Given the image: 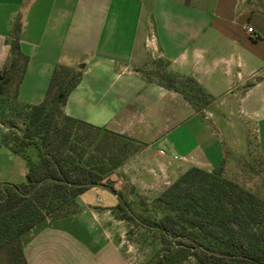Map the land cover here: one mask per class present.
I'll use <instances>...</instances> for the list:
<instances>
[{"label": "crops", "instance_id": "0c3cea01", "mask_svg": "<svg viewBox=\"0 0 264 264\" xmlns=\"http://www.w3.org/2000/svg\"><path fill=\"white\" fill-rule=\"evenodd\" d=\"M13 40L26 62L4 94L38 104L55 66L79 69L63 112L136 143L110 175L116 190L156 195L193 166L264 183V0H0V72ZM161 75L192 77L207 99L190 102ZM26 174V159L0 145V183ZM117 203L103 186L83 192L74 214L22 235L27 264H83L91 250L126 264Z\"/></svg>", "mask_w": 264, "mask_h": 264}, {"label": "trees", "instance_id": "16d2710c", "mask_svg": "<svg viewBox=\"0 0 264 264\" xmlns=\"http://www.w3.org/2000/svg\"><path fill=\"white\" fill-rule=\"evenodd\" d=\"M25 62L17 41H11L10 57L0 72V101L4 100L6 74L22 72ZM80 76L79 69L57 65L40 103H22L13 94V105L7 103L3 115L0 113V145L27 162L24 182L0 183V251H5L11 264H27L24 233L91 187L103 186L116 194L118 203L112 208L116 218L137 220L130 199H125L110 179L117 164H110L105 156L85 157L83 149L77 152L74 131L78 125L107 130L63 112L66 97ZM162 78L167 87L179 90L196 105L207 99L202 87L190 76ZM184 80L191 83L195 92L183 85ZM29 146L37 151L35 161L27 154ZM220 171L190 167L155 197V202L170 212L160 218L143 219L148 231L157 234L160 245L152 264H177L189 257L195 264H264V202L234 180L222 177ZM183 184L188 185L183 188ZM195 185L198 188L191 190ZM200 215H204V223L213 224L216 234L207 231L197 219ZM251 225L257 227L252 241L240 233Z\"/></svg>", "mask_w": 264, "mask_h": 264}, {"label": "rangeland", "instance_id": "374dc122", "mask_svg": "<svg viewBox=\"0 0 264 264\" xmlns=\"http://www.w3.org/2000/svg\"><path fill=\"white\" fill-rule=\"evenodd\" d=\"M183 82V85H185L186 87H192L190 82H186L185 80ZM191 91L193 93L195 92V89H193L192 87ZM3 97L4 100L0 101L1 115H3L7 103L10 107L14 103L11 90L9 92H6ZM74 137L78 141L77 152H81L83 149L85 157H88V155L90 154L97 155L98 157L105 156L110 164H117L115 170H117L132 153H134L137 147L136 143L133 140H128V138H124L118 134L114 135V133H111L109 130L95 129L84 125H78L75 128ZM12 143L14 144V142ZM27 154L31 158L32 156H34L35 160H37L38 158L37 151L32 146L28 147ZM120 160L121 163H119ZM218 169H221L220 172L222 177L233 180L231 177L224 174L221 167H217L214 170ZM124 185V188H121L120 191L125 199H130V207L133 214L137 217V220L132 222L122 220L120 222V228L118 229L119 232H117L118 238L116 239V241L120 246L122 256L121 258L126 264H152L155 261L156 252L160 248V245L158 243L157 234L153 231H148V225H144L145 221L143 219L146 220L148 219V217L160 218L164 213L170 212V210L168 208H164L163 206H159V204L155 202V197L158 194L147 195L138 193L136 190H134V188L128 186L127 183H125ZM187 185L188 184H183L182 187L185 188ZM255 187V185H252L251 189L248 190L264 202V183H262L260 188H257L256 190ZM196 188H198L197 185L193 186V188L191 187V190H194ZM75 205V201L64 205L60 209L47 216L46 220L50 221L55 218L74 214V212L76 211ZM203 214L205 213L203 212ZM184 216H187V213H185ZM197 219L204 223V215L198 216ZM204 224L207 231H211V234L217 233L216 229L213 227V224ZM256 229L257 227L251 225L248 228L241 229L240 233L246 239L252 241V233H254ZM74 239H76L75 236ZM73 249L75 250L76 248ZM91 251L94 254L97 253V255H89V257L83 264H123L120 260H118L117 256H114L112 253H110L111 251ZM63 258L64 257L57 256V262L62 261ZM69 258L72 259V262L76 260L75 256ZM0 264H11L4 250L0 251ZM177 264L195 263L194 260L189 257L183 259L180 263Z\"/></svg>", "mask_w": 264, "mask_h": 264}, {"label": "built area", "instance_id": "2783aa9c", "mask_svg": "<svg viewBox=\"0 0 264 264\" xmlns=\"http://www.w3.org/2000/svg\"><path fill=\"white\" fill-rule=\"evenodd\" d=\"M247 31H248V32H252V27H248V28H247Z\"/></svg>", "mask_w": 264, "mask_h": 264}]
</instances>
